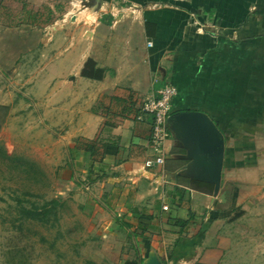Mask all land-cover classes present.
Listing matches in <instances>:
<instances>
[{"label":"crops","instance_id":"obj_1","mask_svg":"<svg viewBox=\"0 0 264 264\" xmlns=\"http://www.w3.org/2000/svg\"><path fill=\"white\" fill-rule=\"evenodd\" d=\"M132 1L118 11L113 0H0L3 129L56 139L55 173L117 264L151 253L229 264L234 216L264 224V0ZM89 59L103 79L82 75ZM167 83L178 94L165 163L145 169L143 106ZM187 111L208 114L224 136L219 191L177 119ZM263 232L243 231L244 262Z\"/></svg>","mask_w":264,"mask_h":264},{"label":"rangeland","instance_id":"obj_2","mask_svg":"<svg viewBox=\"0 0 264 264\" xmlns=\"http://www.w3.org/2000/svg\"><path fill=\"white\" fill-rule=\"evenodd\" d=\"M18 82L15 85L23 84L24 79ZM4 83L0 77V86ZM7 112L0 108V264H117L110 255L101 254V239L89 232L99 223L82 221L87 212L68 197L60 178L63 175L55 173L61 154L56 139L50 140L48 133L33 139L24 132L15 136L13 127L3 129ZM3 149L17 161L7 160ZM28 161L37 166L30 169ZM53 198L60 204L48 222L22 216L21 206L43 204ZM239 217L233 219L235 242L229 264H264V241L262 247L258 243L251 246L247 261L241 254L244 240H250L243 238V231L246 235L255 229L264 230V224L257 227L250 218L241 221ZM260 237L264 240V232Z\"/></svg>","mask_w":264,"mask_h":264},{"label":"water","instance_id":"obj_3","mask_svg":"<svg viewBox=\"0 0 264 264\" xmlns=\"http://www.w3.org/2000/svg\"><path fill=\"white\" fill-rule=\"evenodd\" d=\"M174 115L169 117L173 123ZM183 127L184 136L195 144L193 158L202 167L219 191L225 155V139L216 122L201 111L183 112L177 117ZM143 264H163L156 253H151Z\"/></svg>","mask_w":264,"mask_h":264},{"label":"built area","instance_id":"obj_4","mask_svg":"<svg viewBox=\"0 0 264 264\" xmlns=\"http://www.w3.org/2000/svg\"><path fill=\"white\" fill-rule=\"evenodd\" d=\"M116 3L118 11H127L137 8V5L132 0H113ZM204 28L207 25H200ZM149 47L153 46V41L147 42ZM178 94V89L175 85L167 83L160 89L150 95L143 106L144 112L152 117V132L150 136V149L152 157L145 162V169L153 168L157 165L165 163V142L169 137V117L172 115L173 100ZM164 209H168L165 206Z\"/></svg>","mask_w":264,"mask_h":264},{"label":"trees","instance_id":"obj_5","mask_svg":"<svg viewBox=\"0 0 264 264\" xmlns=\"http://www.w3.org/2000/svg\"><path fill=\"white\" fill-rule=\"evenodd\" d=\"M106 70L104 68H101L97 65L96 61L93 59H89L83 70L82 75L88 78L92 79H103L105 76ZM0 108L7 111V107L0 106ZM3 156L7 160L11 161H17V158L12 157L3 149ZM19 159V158H18ZM29 165L30 169L34 166H37L36 162H26V165ZM29 169L27 168L26 171ZM60 204V200L58 198H53L51 200L45 201L43 204H38L36 202H33L30 207L21 206L22 216L26 218H31L33 220L40 221L42 223H46L50 220V215L55 214V211L57 209V206ZM243 211H240L237 213L234 218L241 216ZM124 264H139L138 261H126Z\"/></svg>","mask_w":264,"mask_h":264}]
</instances>
